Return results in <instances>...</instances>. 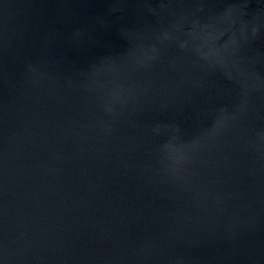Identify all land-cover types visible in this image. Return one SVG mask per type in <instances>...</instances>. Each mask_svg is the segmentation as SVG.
Wrapping results in <instances>:
<instances>
[{
  "label": "water",
  "instance_id": "water-1",
  "mask_svg": "<svg viewBox=\"0 0 264 264\" xmlns=\"http://www.w3.org/2000/svg\"><path fill=\"white\" fill-rule=\"evenodd\" d=\"M0 264H264V0H0Z\"/></svg>",
  "mask_w": 264,
  "mask_h": 264
}]
</instances>
